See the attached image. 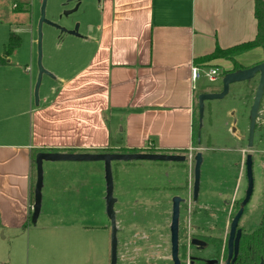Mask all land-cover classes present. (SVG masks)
Here are the masks:
<instances>
[{"label":"crops","instance_id":"0c3cea01","mask_svg":"<svg viewBox=\"0 0 264 264\" xmlns=\"http://www.w3.org/2000/svg\"><path fill=\"white\" fill-rule=\"evenodd\" d=\"M9 2L0 0V22L5 25H11L5 8ZM99 11L93 35L86 38L95 43L88 65L70 74L61 70L40 91L38 106L33 105L28 67L13 62L17 49L0 66V264L11 256L9 252L6 257L2 243L10 239L12 248L18 233L34 235V264L58 263V258L47 256V239L35 236L46 223L39 230V218L35 226L30 224L33 151L191 150L197 91L191 68L231 71L232 63L226 60L195 61L216 47L225 50L256 35L252 0H100ZM256 53L264 57L262 49H255L235 61L247 67ZM17 90L22 100L14 95ZM45 163L49 166L42 192L50 195L58 186L52 169L56 163ZM72 189L77 192V187ZM42 209L48 207L41 205L39 217Z\"/></svg>","mask_w":264,"mask_h":264},{"label":"rangeland","instance_id":"374dc122","mask_svg":"<svg viewBox=\"0 0 264 264\" xmlns=\"http://www.w3.org/2000/svg\"><path fill=\"white\" fill-rule=\"evenodd\" d=\"M13 2L12 0L5 7L11 13V25H5L4 21L0 22V54L2 45L7 43L9 35L16 33L20 38V47L15 51L17 56L11 57V60L14 58V63L28 67L33 95L38 73L37 27L43 0H15L18 4L15 12L12 11ZM61 2L62 0L47 1L46 19L65 29L76 23L79 25L80 36H92L91 28L99 17L100 3L97 0H80L77 12L59 21ZM42 35V66L53 77L43 76L39 94L47 82L54 80L55 75H59L61 70L69 69L70 74L72 70L88 65L90 54L95 48V43H89L87 40L68 35L59 38L58 32L48 25H43ZM89 48L92 49L88 52ZM260 55L256 53L252 55L255 57H251V63H244L249 66L260 63L264 60V57H258ZM247 58L250 61V56ZM21 84L22 81H19L18 86ZM194 85L197 90L196 105L197 92L202 94L221 91V77H217L215 82H209L207 78L201 77ZM253 93L252 89L249 99L246 96L243 102L246 109L243 125L246 128ZM14 95L22 100L20 90ZM239 107L235 85L230 86L229 94L223 100L205 103L200 144L196 145L197 136L193 140L191 150L177 154L186 157L183 164L149 161L112 163L113 197L117 200L114 210L120 229L117 264H127V259L134 264H140L137 255L139 252L145 254L142 255L144 260L147 258L149 262L152 260L150 264H156L160 256H166L167 244L164 240L166 237V243L168 242L167 227L171 218V200L174 197L184 200L181 205L183 231L189 234L192 232L193 224L199 225L202 222L207 224L205 230L208 231L211 254L217 255V258L221 257L226 247L231 220L237 210L233 205L239 199L237 187L239 188V180L243 174L242 165L248 154L253 158L254 175L257 178L255 183L264 191V148L256 145L255 149L248 150L229 135L232 119L228 117V113ZM3 108L0 109L4 110ZM197 114L195 109L196 128ZM198 152L203 158L200 194L197 207H192L193 158ZM47 166L49 165L43 164V181L47 176H44ZM52 169L56 171L55 180L58 186L52 188L50 195L46 190L42 192L41 205L45 209L48 207V210L44 212L42 209L43 215L39 217L37 230L43 227V222L46 223V228L35 235L36 237L42 235L39 238L42 241L47 239L45 244L47 256L51 260L58 258L57 264H110V230L104 209L103 164L61 162L52 165ZM73 186L77 187L75 193ZM258 192L261 195L263 193L259 190ZM224 201H229V205L224 206ZM147 237L162 240H152L150 251L145 250L144 253L143 242L148 240ZM16 238L18 241H14L12 248L10 239L2 243L6 247V257L9 252L11 254L9 259H3L4 264H34V235L29 237L27 234L18 233ZM155 243H161L165 248L154 251L152 248Z\"/></svg>","mask_w":264,"mask_h":264},{"label":"water","instance_id":"95a60500","mask_svg":"<svg viewBox=\"0 0 264 264\" xmlns=\"http://www.w3.org/2000/svg\"><path fill=\"white\" fill-rule=\"evenodd\" d=\"M48 0H43L40 11V19L37 27V78L34 87V101L35 106L39 105V89L43 76L53 77L49 72L44 70L42 66V28L43 25H48L53 29L59 31L60 34H66L68 36L79 37L77 30L79 26H75L74 30H67L58 24L48 21L45 17V10ZM99 1V0H98ZM80 2L77 6L65 16L72 15L77 12ZM259 75V83L255 92L252 107L249 112V132H248V145L247 149L252 148L253 136L256 119L259 117L260 101L264 93V62L244 70H238L225 74L221 78V91L218 93H202L197 97L198 107V140L200 144V130L202 128V122L204 117L205 103L210 101L223 100L229 94V88L231 85L241 83L247 80H251L255 75ZM228 117L232 119V123L229 129V135L234 139H239V131L236 127L234 119V111L228 113ZM132 161H149V162H165V163H184L186 157L177 154H69V153H39L35 156V173L36 180L33 191V206L32 214L30 218V224L35 226L41 212L42 204V189H43V163H61V162H73V163H90L101 162L104 168V182H105V214L110 223V264H117V227H116V213L114 206L117 200L113 197V177L111 165L113 162H132ZM193 168V185H192V201L196 205L200 193V174L201 166L203 162L202 154L196 153L194 158ZM246 175H247V191L244 201L241 204L239 211L235 214L231 220L227 239V252L228 256L225 264H234L238 253V244L241 235V231L237 229L238 223L243 215V210L247 204L252 190H253V178H252V156L248 154L246 156ZM184 200L180 197H174L171 200V219H170V246H171V259L174 264H179L178 260V221H179V209L181 203ZM218 264V261L215 262Z\"/></svg>","mask_w":264,"mask_h":264},{"label":"flooded vegetation","instance_id":"af4514ba","mask_svg":"<svg viewBox=\"0 0 264 264\" xmlns=\"http://www.w3.org/2000/svg\"><path fill=\"white\" fill-rule=\"evenodd\" d=\"M79 2H80V0H62L61 12L58 14L59 21H62L64 18L71 16V15L65 16V14L68 13L69 11H72L77 6V4ZM98 2L100 3V0ZM76 25L79 26L78 24L74 23L71 26H68L67 30H74ZM78 30H79V27H78ZM78 30H77V33H78ZM57 32H58L59 38L66 35V34H60L59 31H57ZM78 35H79V33H78ZM75 38L86 40L87 37L79 35V37H75ZM262 62H264V60ZM262 62H260V63H262ZM260 63L254 64L251 66H247V67L241 66L242 69H240V70L252 68V67H254ZM258 83H259V75L257 74L251 80H247V81L235 84V86H237V97H238V102L240 104V107L237 110H234V119L236 122L237 130L239 131V134H240L239 139H236L235 141L241 145H244L246 148L248 145V132H249V126H250L249 112H250V109L252 107V103H253V99L255 96V92H256ZM252 89L254 90V93L252 95V98H251L252 101L250 103L249 110L247 113L248 126L246 128V126L243 125L244 124L243 117H244V114L246 111V109L243 105V102H244V99L246 96L249 99L250 93L252 94ZM258 113H259V117L256 119L254 136H253V143H252V148L250 150L255 149L256 145L257 146L261 145V147L264 148V93H263L262 99L260 101V107H259ZM242 173H243L242 178H240V180H239L240 181V185H238L239 188L237 187V189L239 190V192H238L239 193V199L236 201V204L233 205V207L237 208L236 213L239 211L241 204L245 199L247 186H248L247 175H246V158H245L244 164L242 165ZM252 178H253V190H252L251 196H250L247 204L244 207L243 215H242V217L238 223V226H237V229L241 231V235H240L239 244H238V253H237L236 260H235L234 264H245V262L243 261L244 252L246 251L250 254L252 244H253V242H255L257 234L263 235V230H264V191L260 190V187H259L260 185H257L255 183L256 182L255 179H257V178H255V175H254L253 158H252ZM258 190L263 192L262 195L260 192H258ZM261 197H262V199H261ZM198 199H199V197H198ZM183 203L184 202H182L181 205ZM192 204H193V201H192ZM181 205H180V209H179L180 213H179V221H178V255L177 256H178L179 264H216L215 263L216 261H218V264H222L223 262L225 264V261H226L227 256H228V252H227L228 235L226 238V247L224 249V252L221 255V257L217 258L218 257L217 255L211 254L212 251H211V245L209 242V235H208V231L205 230V228H207V227H205L207 224H205L204 222H202V224H199V225L193 224L191 226L192 232H189V234H187L186 232L183 231L182 223H181V216H182ZM223 205L228 206L229 201H224ZM192 207H197V205L193 204ZM116 227H117L116 237H117V241H118V235H119L120 229L117 226V220H116ZM169 227H170V221H169L168 227H167V231H168V235H169V236L167 235L168 236V242L166 243V237L164 240V243L167 244V248L165 249L166 256H162V257L160 256L158 258L160 261L159 260L156 261V264H174L173 260L171 259ZM109 230H110V223H109ZM147 239L148 240L143 242V246H144L143 252L144 253H145V250L150 251L151 245L153 243L152 240H155V239L157 241L162 240V238H155V237H151L150 239L147 237ZM156 243L154 244V246H153L154 248H152V250L160 251V249L165 248V246L163 247L161 243L160 244H156ZM213 252H215V248H213ZM126 253H127V251H126ZM118 255H119V242H118V246H117V261H118ZM137 255L139 257L138 261L140 262V264H145V261H146V264H150L152 261L151 260L149 262V258L144 260L142 255H145V254H143L142 252L137 253ZM245 259H246V257H245ZM126 261H128L127 264H134L132 261H130V259H127ZM246 263H249L247 261V259H246ZM259 264H264V262H260Z\"/></svg>","mask_w":264,"mask_h":264},{"label":"trees","instance_id":"16d2710c","mask_svg":"<svg viewBox=\"0 0 264 264\" xmlns=\"http://www.w3.org/2000/svg\"><path fill=\"white\" fill-rule=\"evenodd\" d=\"M252 1H253V7H254V18L256 20L255 38L252 41L242 43V44H239L237 46H234V47H231L225 50L220 49L219 47H216L213 53L207 56H204L200 59H197L195 61L196 65L207 64L217 59L229 61L232 63L233 68L231 71L222 72L221 77H223L225 74L235 72L237 70L242 69V67L238 65L237 62L235 61V58L237 56L253 51L255 49H262L264 52V0H252ZM17 5L18 4H15V9L17 8ZM18 11H20V8ZM19 47H20V38L18 37V35L11 33L9 35V39L7 43L5 44L3 48V53L0 56V66L6 65L7 59H9L11 54ZM196 98H197V95H196ZM195 109H197L198 111L197 104L195 105ZM197 119H198V114H197ZM198 131H199L198 127L196 128L194 124L193 132H194L195 139L197 138ZM39 153H45V151L43 150L33 151L31 154V166L34 172H35V156ZM52 153H58V152L53 151ZM113 153L115 154H138V153L160 154L157 151L153 150L152 148H147L143 151L124 150V149L113 151V150L107 149V150L97 152V154H113ZM245 257L249 263H246ZM243 261L245 262V264H259L260 262H264V230H263V235L257 234L256 240L252 244L250 254L246 251L244 252Z\"/></svg>","mask_w":264,"mask_h":264},{"label":"built area","instance_id":"2783aa9c","mask_svg":"<svg viewBox=\"0 0 264 264\" xmlns=\"http://www.w3.org/2000/svg\"><path fill=\"white\" fill-rule=\"evenodd\" d=\"M221 72L215 68H209L203 70L199 67H192L191 68V79L193 82L198 81L201 77H205L209 80V82H215L217 77H221Z\"/></svg>","mask_w":264,"mask_h":264}]
</instances>
